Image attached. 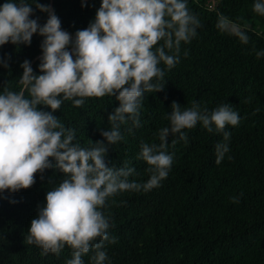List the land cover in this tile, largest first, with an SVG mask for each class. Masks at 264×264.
<instances>
[{
    "label": "trees",
    "instance_id": "trees-1",
    "mask_svg": "<svg viewBox=\"0 0 264 264\" xmlns=\"http://www.w3.org/2000/svg\"><path fill=\"white\" fill-rule=\"evenodd\" d=\"M39 2L51 5L70 34L86 28L101 4V0H86L83 7L82 0ZM253 3L215 0L208 6L204 0H188L189 11L200 21L197 34L181 42L174 67L159 65L164 70L159 82L164 89L144 93L140 126L133 127L131 120L120 125L122 139L109 145L106 163L116 168L127 163L135 169L129 180L147 181L150 166L138 159L141 143L160 144L158 132L168 125L173 101L182 108L197 102L209 111L231 103L240 120L224 129L230 133L229 152L220 163L215 145L223 141V132L210 133L198 122L183 130L186 142L168 138L165 150L173 154V163L158 187L121 191L106 199L100 211L108 218L107 232L114 242L104 241L105 264H264V57L256 54L264 50V32L244 26L250 19L264 27V16L253 11ZM33 9L30 18L45 23L47 14L34 5ZM221 21L225 27H218ZM233 30L245 32L248 42H241ZM42 39L34 34L29 46L0 47V57H9V67L0 66V92L6 86L30 98L20 83V64L29 60L39 74ZM162 44L158 41L153 48ZM118 106L119 101L109 95L86 97L80 107L63 101L53 114L75 131L74 143L90 147L104 140L100 133L111 129L107 117ZM173 139L178 142L173 144ZM34 177L31 187L0 194V264H66L72 258L67 245L59 255L42 254V248L26 240L46 192L64 179L56 169H46L43 178L39 172ZM93 254L90 249L82 255L84 264H91Z\"/></svg>",
    "mask_w": 264,
    "mask_h": 264
},
{
    "label": "clouds",
    "instance_id": "clouds-1",
    "mask_svg": "<svg viewBox=\"0 0 264 264\" xmlns=\"http://www.w3.org/2000/svg\"><path fill=\"white\" fill-rule=\"evenodd\" d=\"M187 4L188 0H101L94 19L74 34L62 28L51 5L39 0H5L0 5V47L7 43L29 46L34 34L43 37L39 74L29 60L20 64V83L30 98L6 86L0 92V194L31 187L34 174L39 172L43 178L46 169L64 176L46 192L45 203L38 206L27 230V242L42 248V254L59 255L67 245L72 258L66 264H84L82 255L93 249L91 264H105L104 241L114 242V238H109V221L100 208L117 192L149 191L167 178L173 163V154L165 150L170 136L186 142L183 130L199 122L210 133L223 132V141L215 145L216 162L229 152L230 133L224 129L240 120L231 103L209 111L197 102L182 108L173 101L168 125L158 132L160 144L141 143L138 159L150 166L147 181L129 180L135 169L127 163L119 168L106 163L109 145L122 139L120 125L131 120L133 127L140 126L144 93L164 89L159 83L164 70L159 65L174 67L181 42L197 34L200 21ZM33 5L47 14L45 23L40 24L39 17L30 18ZM253 11L264 16V0H254ZM218 27H225L223 21ZM232 34L248 42L245 32L233 30ZM161 40L163 44L153 48ZM165 49L174 54H166ZM256 54L264 57V50ZM8 59L0 57V66L8 68ZM105 95L119 101L107 117L111 129L101 131L104 140L81 147L73 142L75 131L65 128L53 113L65 100L80 107L86 97Z\"/></svg>",
    "mask_w": 264,
    "mask_h": 264
},
{
    "label": "rangeland",
    "instance_id": "rangeland-1",
    "mask_svg": "<svg viewBox=\"0 0 264 264\" xmlns=\"http://www.w3.org/2000/svg\"><path fill=\"white\" fill-rule=\"evenodd\" d=\"M215 0H204V3L208 6H211L214 3ZM245 27L253 28L255 31L259 33L264 32V27L259 23L255 22L254 20L247 19L244 23Z\"/></svg>",
    "mask_w": 264,
    "mask_h": 264
}]
</instances>
